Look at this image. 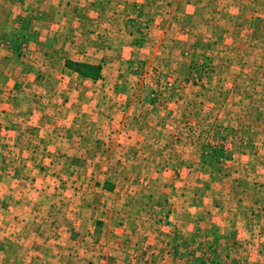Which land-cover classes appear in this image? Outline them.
<instances>
[{
  "label": "crops",
  "instance_id": "crops-1",
  "mask_svg": "<svg viewBox=\"0 0 264 264\" xmlns=\"http://www.w3.org/2000/svg\"><path fill=\"white\" fill-rule=\"evenodd\" d=\"M68 1L0 0V264H196L199 248L207 245L221 252L222 264H248L251 252L243 250L244 245L238 248L243 243L233 226L243 201H231L230 195L221 201L212 195L210 200L212 186L159 184L166 174L197 177L191 162L198 155L186 153V146L196 140L185 133L195 110L176 107L178 120L172 124L159 118V108L146 96L139 99L138 114H131L130 95L117 88L122 75L117 70L120 63L134 60V47L111 51L100 45L93 49L99 52L97 60H70L75 43L66 34L76 27L65 18L80 15V9L66 7ZM52 2L56 4L48 6ZM19 30L25 37L32 34L25 41L23 59L5 47ZM65 60L101 65L100 78L92 81L70 72ZM117 113L124 115L122 120ZM90 129H107L109 137L95 132L91 137ZM74 131L79 136H73ZM60 133L64 136H54ZM107 143L109 150L103 152ZM170 143L174 151L168 154L164 150ZM91 145L97 147L95 152ZM86 151L113 165L79 175L86 181L72 186L82 194L72 206L63 196H49L67 187L54 184L48 168L40 170L36 163H82ZM134 160L154 163L144 173L125 164L124 181L113 178L120 172L118 161ZM133 177L152 178V183L133 185ZM255 249L252 256L261 264L264 249Z\"/></svg>",
  "mask_w": 264,
  "mask_h": 264
},
{
  "label": "rangeland",
  "instance_id": "rangeland-1",
  "mask_svg": "<svg viewBox=\"0 0 264 264\" xmlns=\"http://www.w3.org/2000/svg\"><path fill=\"white\" fill-rule=\"evenodd\" d=\"M67 6L80 9V15L65 18L66 22L74 20L76 27L66 34L75 43L68 53L70 60L95 61L99 52L93 49L100 45L111 51H118L121 46L134 47V60L120 63L117 70L122 72L117 88L130 95L127 100L131 114H138L139 99L146 96L159 108V118L172 124L178 120L176 107H184L187 112L190 107L195 110L192 127L185 133L196 140L194 145L186 146V153L193 150L198 155L191 162L197 177L187 180L179 174H166L159 184L212 186L210 200L212 195L220 201L230 195L231 201H243L233 222L240 235L238 241L243 243L238 248L244 245L243 250L251 252L248 264H258L252 252L258 245L264 249V0H70ZM80 18L82 21H78ZM88 45L93 46L85 48ZM25 54L20 52L22 59ZM109 84L111 81L106 82V88ZM180 94L184 96L181 105ZM123 117L117 113V119ZM88 131L91 137L93 132L97 137H109L107 129ZM77 132L73 136H79ZM119 136L124 137V133L120 131ZM89 147L96 151V146ZM103 147V152H108V143ZM164 151L173 152L172 143L166 144ZM94 152L86 151L87 161L67 166L61 159L49 165L36 163L40 170L48 168L54 184L67 187L66 192L49 196H63L70 206L79 201L82 194L72 186L86 181L79 178L81 174L86 169H108L113 165L111 161L96 160ZM8 162L12 164L11 159ZM153 163L118 161L116 169L120 172L113 178L124 181L125 164L144 173L150 171ZM68 173H74V177L65 176ZM131 180L133 185L141 180L152 183V178ZM223 190L227 193H220Z\"/></svg>",
  "mask_w": 264,
  "mask_h": 264
},
{
  "label": "trees",
  "instance_id": "trees-1",
  "mask_svg": "<svg viewBox=\"0 0 264 264\" xmlns=\"http://www.w3.org/2000/svg\"><path fill=\"white\" fill-rule=\"evenodd\" d=\"M26 28L25 30H27ZM32 34H29V36L25 37V33L23 30H19L18 32L12 33L9 37V40L7 43L9 46V51L20 55L19 47L21 44H25V41L29 40L31 38ZM64 67L69 70L70 72L77 73L80 77L84 79H90L92 81H95L100 78V65L99 64H87V63H81V62H74L70 60H65ZM209 251L215 253L216 250H218L213 245H207L205 246ZM201 248H199L200 250ZM195 262L198 260H194ZM200 262V259H199ZM217 260H213L214 264H217ZM197 263V262H196Z\"/></svg>",
  "mask_w": 264,
  "mask_h": 264
},
{
  "label": "built area",
  "instance_id": "built-area-1",
  "mask_svg": "<svg viewBox=\"0 0 264 264\" xmlns=\"http://www.w3.org/2000/svg\"><path fill=\"white\" fill-rule=\"evenodd\" d=\"M9 44L6 42L5 47L6 49L9 50ZM20 52L24 51V45L21 44L19 47ZM199 255L196 257L195 260L197 263L196 264H214L213 260H217V264H222L224 261V256L221 254V252H218L216 250L215 253L209 251L205 246L201 247V249L199 250ZM200 259V262H199Z\"/></svg>",
  "mask_w": 264,
  "mask_h": 264
}]
</instances>
